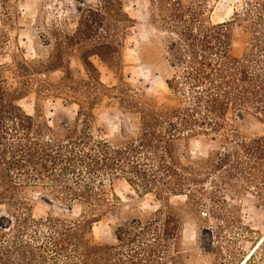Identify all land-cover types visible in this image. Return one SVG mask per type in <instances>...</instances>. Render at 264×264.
Instances as JSON below:
<instances>
[{"label": "trees", "instance_id": "1", "mask_svg": "<svg viewBox=\"0 0 264 264\" xmlns=\"http://www.w3.org/2000/svg\"><path fill=\"white\" fill-rule=\"evenodd\" d=\"M150 3L156 29L172 36L167 63L173 73L165 79L175 97L171 103L140 95L121 76L122 48L134 23L126 0H100L81 9L75 33H58L63 51L46 71L64 68L67 50L78 47L85 79L65 71L56 84L41 81L34 73L44 69L22 59L10 82L8 66L0 65V264H187L184 224L224 222L226 187L238 194L254 183L264 187V136L237 129L245 115L264 123L257 30L244 56L235 58L230 22L207 20L201 0ZM92 57L120 75L118 86L103 85ZM33 88L41 99L71 100L76 117L48 125L28 114L21 101ZM103 97L116 99L127 116L111 138L95 129L94 109ZM229 128L226 148L199 159L185 152L191 139ZM212 175L214 191L208 189ZM119 178L141 197L153 193L160 205L118 225L114 242L105 243L93 229L112 210L109 197ZM39 183L66 209L78 204L79 216L35 219L26 190ZM174 196L186 200L173 205Z\"/></svg>", "mask_w": 264, "mask_h": 264}, {"label": "rangeland", "instance_id": "2", "mask_svg": "<svg viewBox=\"0 0 264 264\" xmlns=\"http://www.w3.org/2000/svg\"><path fill=\"white\" fill-rule=\"evenodd\" d=\"M100 0H0V65L8 66L6 76L13 82V67L25 60L34 68L42 67L34 74L36 79L58 83L65 71L73 78H86L79 48L67 50L64 68L58 71H46L49 61L56 58L63 48L58 42V33L73 35L78 28L80 10L88 6L95 7ZM151 0H126V11L134 20L133 27L126 32L122 48L121 76L130 87L140 95L153 99L157 104L171 103L174 95L166 85L173 69L167 63L170 34L156 29L152 19ZM206 19L213 24L230 22L232 56L242 58L249 48L252 31L259 34L261 69L264 73V0H201ZM91 62L103 85L112 88L120 84L119 74L107 68L99 58L92 57ZM36 64V65H35ZM70 69L67 70V65ZM42 72V73H39ZM39 73V74H38ZM33 88L21 101V106L30 115L52 125V120L63 123L74 119L78 106L71 100L47 96L41 99ZM112 96L116 94L109 92ZM95 125L106 138L119 133L127 116L116 99L103 97L95 105ZM232 120V116L229 117ZM237 129L248 137L264 136V123L255 117L245 115L239 121ZM229 131L200 136L188 141L185 152L192 159L207 157L212 151L226 148L225 139L230 138ZM97 133V134H99ZM184 143L182 147L184 148ZM216 175L209 180V190L214 191ZM256 186V187H255ZM227 211L224 222L211 218L206 223L188 220L183 226L182 246L187 264H264V187L254 183L241 193L231 192L226 187ZM51 188L37 184L26 190L32 205L35 219H45L49 215L78 217L81 208L78 204L68 210L51 199ZM110 199L113 208L105 218L94 225L96 240L114 242L116 227L136 216L140 210L153 212L160 202L153 193L139 196L121 178L113 184ZM185 197L174 196L173 205L185 201Z\"/></svg>", "mask_w": 264, "mask_h": 264}, {"label": "bare ground", "instance_id": "3", "mask_svg": "<svg viewBox=\"0 0 264 264\" xmlns=\"http://www.w3.org/2000/svg\"><path fill=\"white\" fill-rule=\"evenodd\" d=\"M244 264V263H243Z\"/></svg>", "mask_w": 264, "mask_h": 264}]
</instances>
